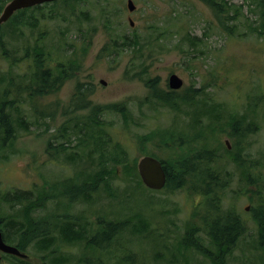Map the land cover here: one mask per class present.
Returning a JSON list of instances; mask_svg holds the SVG:
<instances>
[{"label":"rangeland","instance_id":"rangeland-1","mask_svg":"<svg viewBox=\"0 0 264 264\" xmlns=\"http://www.w3.org/2000/svg\"><path fill=\"white\" fill-rule=\"evenodd\" d=\"M56 1L55 4L48 2L42 13L28 11L39 17V23L24 29L31 44L35 43L41 29L46 33L41 42L50 52L47 63L53 68L46 88L54 90L33 102L24 98L23 91L17 95V88L8 93L3 100L14 95L19 98L17 110L5 109L17 137L0 141V192L23 189L36 194L41 188L44 191L34 202L40 204L36 208L13 206L0 200V216L54 220L55 212H68L77 216L73 218L76 221L91 220L88 225L93 227L103 225L104 220L129 218L132 222L118 241L122 242L123 250L112 244L110 250L102 252L117 262L125 251L139 257L143 264H221L217 258H224V264H264V249L257 244L259 227L253 210L250 212V207H257L260 202L264 204V16L261 12L264 0H225L238 10L225 16L226 28L218 23L216 14L203 0H132L135 5L132 11L127 9L126 0ZM129 17L132 26L128 23ZM8 19L0 24V77L13 75L18 80L25 65L9 67L1 50V47L8 48L17 57L22 53L13 33L14 26ZM134 31L139 33L144 48H152L148 57L147 49L133 59L134 51L128 46L113 45L118 41L117 35H130ZM183 32L198 38L193 47L183 39ZM114 47L118 48L114 50ZM70 59L77 64L71 65L72 76L61 71L60 66L61 61L64 65L70 64ZM143 59L146 71H142L140 77L132 76ZM172 72L183 79L182 87L174 95L182 94L187 87L200 86L197 97L206 99L207 104L219 111L220 123L211 125L213 128L204 140L218 156L211 167L219 172V179L226 180V184L219 186L217 202L212 199L213 192L204 197L191 192L190 189L200 188V185H192L194 179L189 173L185 175V182L173 191L168 187L170 184L162 190H151L141 180L142 185L136 178L130 180L131 166L120 163L118 158L122 155L110 150L113 144L116 147L123 144L127 149V163L134 162L136 171L137 160L143 156L138 147L165 160L180 161L190 155L192 146L182 151L173 143L174 137L184 134L181 126L184 124L186 128L190 119L181 110L186 105L171 109L170 103L159 102L153 93L172 90L167 84V76ZM29 77L30 74L27 81ZM153 77L157 80L150 82ZM10 80L0 79V94ZM79 83L91 88L84 106L74 113L63 114ZM122 103L135 117L122 112L125 110ZM37 105L36 115L34 107ZM232 113L235 116H229ZM22 114L30 122L28 130L14 123ZM73 116L78 119L76 127L81 131L74 128L76 133L60 136L62 125H72ZM236 118L243 120L241 131L245 130L247 122L249 126L254 122L252 129L248 126L251 130L246 132L240 145H233L229 125ZM1 120L0 114V123ZM151 130L154 132L149 135ZM3 131L0 124V133ZM97 140L103 152L98 148L93 151ZM62 141L64 148L56 153L49 146ZM200 144L194 143L195 146ZM238 152L240 158L251 165V182L232 159ZM176 178L171 175L170 183L174 184ZM71 182L91 183L85 188L92 192V199L69 198ZM215 187L217 189V185ZM58 189L65 191V196L58 197L59 193L55 192ZM206 198L221 214L232 210L245 222V230L226 255L219 253L207 230L201 227L198 213L212 209L205 202ZM94 214L104 219L102 224L95 222ZM139 220L147 223L144 230L139 228ZM193 226L196 229L190 240L199 241L201 250L188 246L187 231ZM56 247L59 253L55 255L65 257L63 264H83L84 255H91L92 260L99 255L94 247L83 243ZM23 251L27 254L25 259L34 264H52L43 255L44 251L27 243ZM0 264L12 262L1 258Z\"/></svg>","mask_w":264,"mask_h":264},{"label":"trees","instance_id":"trees-1","mask_svg":"<svg viewBox=\"0 0 264 264\" xmlns=\"http://www.w3.org/2000/svg\"><path fill=\"white\" fill-rule=\"evenodd\" d=\"M208 6H210L213 10V12L216 14L218 23L223 24L226 28V22L223 20L225 16L228 15L230 11L233 10V12H237L238 10L235 8V6H232L231 3H228L225 0H221L219 2H215V0H203ZM7 0H0V12L4 5L6 4ZM57 1H54L52 3H56ZM51 3V4H52ZM47 3L38 4L35 5L33 8H22L14 12L10 18L8 19V22L12 23L14 26V35L15 39L17 41L18 49H22V53L19 57L14 56L11 54V51L8 48L1 47L2 53L6 55V57H3L6 62L9 64V67H12L13 65L17 64H24L25 65V71L23 74L20 75V78H17L18 80H15L14 76H1L0 79L6 80L7 82L10 80V83L1 91V110L0 114L2 117L1 120V130H4L0 133V141L7 140L8 138H11L9 140H13L17 137L16 131L12 132V123L10 124L8 122V114L5 112V109H9L10 107H14V110H17L18 108V102L19 98L17 95L21 94V91L25 93L24 98H30V100L36 101L38 98H41L45 96L46 94L52 92L53 88H46L48 85V82H46L49 78L52 77V71L53 68L51 65H48L47 63V57L50 54V52L47 49V46H45L41 40L43 36L46 35L44 30H40L39 35L35 39V43L31 44L28 41V38L24 34V29L26 27L32 28L38 25L39 23V17L34 16L31 13H28V11L38 10L40 13H42V9ZM262 15L264 16V3L262 4L261 9ZM234 16L230 15V18H233ZM130 25V24H129ZM1 26V25H0ZM2 31V28L0 29V32ZM185 35L183 39H186L189 41V44L191 47H193L196 44V40L198 39L196 36H191L188 32H183ZM182 34V35H183ZM115 38L118 39L114 41V46H128L131 49V52L134 51L133 59L137 57V55L141 56L143 54V50L147 49L148 53L146 57L150 55L152 52V48H144L142 46V39L139 36V33L134 31L132 34H119ZM114 40V38H113ZM112 40V41H113ZM2 44V42H0ZM118 47H114L113 49L116 50ZM160 49V48H156ZM155 49V50H156ZM31 50V51H30ZM154 51V50H153ZM145 57V58H146ZM64 61L60 62V66L63 67L61 71L64 73L72 76V64H76L75 60L70 59L68 61L67 65H64ZM70 71H68V70ZM147 67L144 64V59L140 61L139 68L134 70L132 72V76L140 77L142 71H146ZM28 74H30L29 80ZM10 75V74H9ZM9 78V79H8ZM153 80L150 82H155L157 80V77H153ZM61 84V83H60ZM58 84V85H60ZM146 84L149 86V81L146 82ZM203 84L208 85V82H203ZM203 85L201 91L205 87ZM150 87L154 88L155 85L150 84ZM17 88V89H16ZM16 89L18 92L17 95H14L10 97L9 99L3 100L6 96H8V93ZM90 86L79 83L75 86V91L73 93L71 104L66 106L64 110L62 111L63 114L67 113H74L79 108H82L85 103V100L88 96V93L90 91ZM200 90V86L197 87H187L185 91L180 95H174V92L176 90H166L162 91L160 93L153 91L155 96L159 99V102H168L171 104V109L177 110V108L185 104L186 108L181 109L185 114H188L190 116L189 121L186 123L187 127L184 128V124L181 126V131L184 134L180 135V138H173V143L177 145V147H181V150L184 151L186 149L190 150V155H188L187 158L184 160L176 161L177 159H164V158H158L157 156L149 153L144 152L143 147H138L140 149V153L142 155H152L157 157L163 164V167L165 169L166 173V182L164 185V189L166 186L171 187L172 191L175 189L176 186H181L185 182V175L190 174V178L193 180H197V183L194 184V180L192 181V185H200V188H194L190 189L192 193L199 194L200 196H206L208 193H212L214 202L218 201V195L220 194L218 192L219 186H222L223 184H226L225 179H219L220 176L219 172L213 169L211 166L216 161H218V156L213 152V149L208 148L205 144L206 138L208 137V132L213 128L211 125L216 124L218 125L221 121L219 111L214 108V106H210L211 104H207L206 99H202L200 97H197L196 92ZM149 95H147L148 99ZM121 103V102H120ZM124 104V103H122ZM252 105L250 104L249 107ZM34 107L36 111V115L39 112V109ZM124 111L127 116L129 117H135L131 110L124 104ZM254 109V108H253ZM116 110V109H113ZM250 111V110H249ZM44 110H41V113L43 114ZM101 112V111H99ZM46 113V112H45ZM255 116V112H253ZM49 115L51 116V112H49ZM262 115H264V111H262ZM229 116H235L234 113L230 114ZM245 115H243L244 117ZM42 118V116H41ZM72 125L68 124L67 127L61 128V134L60 136H67L69 133L73 132L74 128L78 125V119H75L73 116L71 118ZM241 118L233 119L229 122V125H231L232 132H231V138L233 140V145H240L242 141H244V137L246 136V132L248 130H251L253 128L254 122H252L251 126L249 122L244 125V131H241L240 124L242 123ZM98 122L100 123V118L98 119ZM14 123L21 126L24 130H28L29 121L25 116L22 114L19 120L14 119ZM248 126L251 128H248ZM257 127L256 125L254 126ZM179 128V127H178ZM100 129H105L104 127H100ZM79 131L80 128H78ZM154 132V130H151L149 135H151ZM174 134V133H173ZM200 142V146H195L194 143ZM97 146H93V151L98 148L102 151L101 146L99 144V141L97 140ZM64 142H59L57 145L52 147L51 144L49 146L55 150V153L59 150L64 148ZM115 145V144H113ZM110 147V150L116 153H120L122 156L121 158H118V161L120 163H125L131 166L129 178L130 180H133L136 178L140 183V179L138 178L137 171L135 169L134 162L131 164L127 163V149L123 144L118 145V147L113 146ZM232 145V144H230ZM225 146L227 148V151L229 152V144L225 143ZM174 148V151L177 153L178 157V148ZM103 152V151H102ZM74 154V152L72 153ZM215 155V156H214ZM176 157V158H177ZM185 156H183L184 158ZM233 161L237 163L238 167L242 171L245 172V177L248 182L252 181V177L249 173L250 164L247 163V160L245 158H240V153H236L232 157ZM177 166H180V169L177 168ZM126 168V167H125ZM182 173V174H181ZM171 175H176V180H174V184H171L169 180H171ZM138 183V182H137ZM86 184L91 183H73L71 182V186L68 188L69 193L68 197L71 199H75L78 196L82 197V199L88 201L92 199V192L87 191ZM139 184V183H138ZM142 185V183H141ZM202 185V188H201ZM217 185V189L216 186ZM191 187V186H190ZM163 189V188H162ZM161 189V190H162ZM44 191V188H41L39 193H32L30 190H23V189H15L13 191H8L1 193L0 192V200L9 202L10 205H16L19 204L18 207H25L27 209L36 208L40 206V204H35L34 202L39 199V196ZM56 193H59L58 197L65 196L66 192L57 190ZM53 197V196H51ZM202 198V197H200ZM59 199V198H58ZM250 201L251 198H249ZM201 201V200H200ZM208 202L209 206L212 207L211 200L209 198H206V201ZM199 206V203H198ZM253 210V211H252ZM252 211L254 220L257 221L258 227H259V236H258V246H260L262 249H264V204L261 202L257 205V207H250V212ZM95 222L98 224H102L104 219L96 218V214L93 215ZM77 216H74L68 212H55L54 220H51L49 218H33L30 219H24V220H17L15 217H11L10 219H5L4 217L0 216V231L2 234V238L5 242L15 245L19 250L23 251L25 250V244L35 247L37 250L44 251L43 255L52 262V264H63L66 261L64 256L55 255L59 252H57L56 246H69L73 245L76 246L77 244L83 243L86 246L94 247L97 251H99V255L95 256L94 260H92L91 255H84L82 257L83 264H143L142 260L135 255L127 252H123V254H120L119 261L117 262L114 260V258L105 255L102 253L103 251L110 250L112 244L116 245L117 249L124 248L122 242L119 241V237L121 234L125 231H127V225L132 222L129 218H123V219H108L104 220V224L100 225L99 227L95 226H89L88 224L91 223V220L83 219L81 221H76L73 218ZM198 217L201 219V227L204 230H207V235L213 244V246H216L219 250V253H223L226 255L227 252L230 251V249L236 244L237 239L239 236L243 233L245 230V222L241 218V216L238 213H235L232 210L225 211L224 214H221L217 209L208 208L207 210L198 213ZM14 218V219H13ZM139 228L142 230L145 229L146 222L139 220ZM196 227H190L187 231V240H188V246L194 247L196 250H201L200 246L201 243L199 241L193 242V240H190L192 238V233L195 231ZM191 237V238H190ZM195 239V238H194ZM117 240V241H116ZM33 242V243H31ZM56 250V251H55ZM225 252V253H224ZM42 253V252H41ZM224 255V256H225ZM1 258H7L9 261L12 262V264H34L31 260L18 258L14 255L9 254H2ZM113 259V260H112ZM94 261V263H93ZM217 261H219L221 264H224V258H217Z\"/></svg>","mask_w":264,"mask_h":264},{"label":"water","instance_id":"water-1","mask_svg":"<svg viewBox=\"0 0 264 264\" xmlns=\"http://www.w3.org/2000/svg\"><path fill=\"white\" fill-rule=\"evenodd\" d=\"M51 1L54 0H9L1 10L0 24L19 9ZM126 7L129 11H132L135 5L132 0H126ZM128 23L130 26L133 25L130 17L128 18ZM100 83L105 84L103 80H100ZM167 84L170 89L176 90L182 87L183 79L176 73H170L167 78ZM225 143L228 144L227 141ZM136 168L139 178L145 187L151 190H160L164 187L166 173L162 162L158 158L152 155H143L137 160ZM247 208L248 206L245 207V209ZM1 253L27 258V254L20 251L15 245L6 243L0 231V256Z\"/></svg>","mask_w":264,"mask_h":264},{"label":"flooded vegetation","instance_id":"flooded-vegetation-1","mask_svg":"<svg viewBox=\"0 0 264 264\" xmlns=\"http://www.w3.org/2000/svg\"><path fill=\"white\" fill-rule=\"evenodd\" d=\"M2 255L0 256V259H1ZM19 258V257H18ZM22 259H25V258H22Z\"/></svg>","mask_w":264,"mask_h":264}]
</instances>
